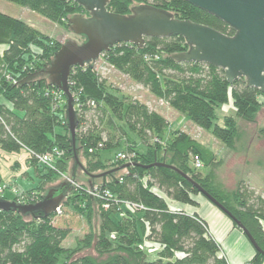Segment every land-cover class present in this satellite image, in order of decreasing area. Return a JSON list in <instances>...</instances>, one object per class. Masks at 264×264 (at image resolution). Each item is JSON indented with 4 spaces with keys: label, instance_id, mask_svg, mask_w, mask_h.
Wrapping results in <instances>:
<instances>
[{
    "label": "trees",
    "instance_id": "obj_1",
    "mask_svg": "<svg viewBox=\"0 0 264 264\" xmlns=\"http://www.w3.org/2000/svg\"><path fill=\"white\" fill-rule=\"evenodd\" d=\"M7 1L67 28L70 17L86 15L82 7L70 0ZM136 5H151L177 19L233 35L227 25L185 0H109L107 9L126 16ZM60 47L59 42L24 21L0 13V150L28 151V163L38 169L47 183L67 175L72 158L65 107H58L56 98L60 93L45 77L21 83L47 66ZM187 49L179 36L146 38L140 49L119 43L104 52L101 59L153 98L186 117L193 126L211 131L217 141L231 147L237 133L234 123L227 119L223 127L213 124L215 108L226 104L230 97L236 116L252 121L261 107L258 99L264 94L247 88L243 79L229 84L219 68L172 59ZM69 88L77 112L76 147L89 159L86 172L104 170L102 163L95 160L98 154L117 150L129 134L145 148L143 153H138L127 146L117 153L133 155L130 164L134 166L127 169L89 179L83 185L74 176V185L59 208L62 214V208L69 207L86 224L89 233L82 240L85 247L93 245L96 250L112 255L104 262L90 257L72 260V254L65 253L62 247L71 230L55 224L57 213L24 217L0 211V264H59L60 261H63L60 264H228L207 223L197 214L189 215L172 207L173 203L197 207L195 196L200 193L176 171L151 166L155 163L174 167L187 175L229 211L264 252V200L244 181L233 192L234 208L214 194L201 174V169L214 162V153L209 148L180 131H174L163 147L162 136L169 128L165 117L107 86L94 65L73 68ZM55 148L62 150L63 155L54 162V168L39 164L36 157ZM168 157L171 158L167 160ZM194 157L201 162V169H195ZM126 164L118 161L109 171ZM123 170H126L124 174ZM95 188L100 195L109 192L111 198L92 196L90 192ZM27 197L28 203L42 198L36 193ZM103 205L108 207L103 209ZM94 207L100 212L98 230L91 221ZM140 245L157 249L156 255L149 258ZM246 264H264V256L255 252Z\"/></svg>",
    "mask_w": 264,
    "mask_h": 264
},
{
    "label": "water",
    "instance_id": "obj_2",
    "mask_svg": "<svg viewBox=\"0 0 264 264\" xmlns=\"http://www.w3.org/2000/svg\"><path fill=\"white\" fill-rule=\"evenodd\" d=\"M70 1L86 12V15L77 14L68 19L70 32L77 39H81L80 42L75 39L66 40L47 66L24 79L21 84H28L33 79L45 77L51 87L63 94L74 162L73 171L75 168H80L91 179H98L119 169L134 166V164H126L112 171L92 175L80 164L79 149L76 147L78 122L74 98L69 88L71 70L94 65L104 52L109 51L116 44H130L140 49L146 38L182 37L188 49L173 56L174 61L204 63L219 68L224 72L229 84L243 79L247 88H255L264 94V0H185L193 8L227 25L233 31L231 36L205 25L177 19L174 15L151 5L133 6L129 15L121 16L108 11L109 0ZM151 166L167 167L189 181L200 194L226 214L246 235L254 250L264 256V252L244 226L187 175L163 163H155ZM74 176L73 172L72 180L75 179ZM71 188L70 182H62L55 188L47 189L38 202L28 205L0 199V211L14 212L24 217L36 213L47 217L57 212Z\"/></svg>",
    "mask_w": 264,
    "mask_h": 264
},
{
    "label": "rangeland",
    "instance_id": "obj_3",
    "mask_svg": "<svg viewBox=\"0 0 264 264\" xmlns=\"http://www.w3.org/2000/svg\"><path fill=\"white\" fill-rule=\"evenodd\" d=\"M0 13L24 21L60 44H63L68 39H75L80 42V39H77L70 32L69 28L52 24L42 16L7 0H0ZM103 64L104 62L100 57V59L94 63V66L103 67ZM108 69L109 72H97L100 77L105 76L104 80L107 86L125 96L146 104L150 109L159 112V114L165 117L168 121L169 128L162 136L163 139L161 145L163 147L169 141L174 131H180L187 134L196 142L209 148L214 153V162L209 167L201 169V174L208 188L211 189L214 194L223 198L228 207L234 208L236 206L233 192L240 181H244L248 188L264 200V97H259L258 101L261 107L257 110L252 121H245L236 116L230 97L226 104L215 108V119L213 124L223 127L225 121L229 119L234 123L236 128V137L230 147L217 141L212 136L211 131H203L193 126L186 117L168 109L165 104L160 103L157 99L153 98L141 86L134 84L127 78H123L114 69L107 67L106 70ZM59 93L60 95H57L58 107H65V98L60 91ZM127 146L132 147L138 153H143L145 151V148L139 143L137 138L129 134L117 150L100 152L98 154V157L95 160H99L102 163L101 167H104V170H96L93 173L102 174L114 169L112 168L114 164L118 161H122V159L120 160V158H118L117 153L121 152ZM23 151L24 152L11 156L0 153V171L4 173L3 175H7V177L4 176V180H0V186L3 187L0 199L14 201L21 205L34 204L40 199L36 202L28 203L27 200H30V198L27 197V195L29 193H36L40 196H44L47 189L55 188L62 182L68 181L71 183V186L74 185V181L72 180L73 159L71 157L67 166L68 174L61 176V178H54L47 183L42 180L41 174L36 172V170L33 169V171L28 173L26 169L29 167L27 162L30 154L26 150ZM170 158L171 157H168L167 160ZM12 159H15V161ZM78 159L80 164L86 169L89 159L83 154L82 150H79ZM125 171L123 170L121 172L124 174ZM74 174L79 185L87 184L89 179H91L85 175L80 168H75ZM14 176L17 178H13ZM195 199L217 209L229 220L232 233H229L227 237L220 242L222 250L221 254L225 256L228 264H246L249 262L256 251L246 235L226 214L219 210L202 194L195 196ZM65 202L66 199L62 202V205H64ZM181 206L184 207L186 205ZM93 209V213H91V221L94 229L98 230V216L100 212L96 207ZM62 212V214L61 211L56 212L58 216L56 217L55 224L70 227L71 233L62 244L65 253H71L72 255L70 257L73 256L71 258L72 260L81 257H90L98 262L108 260L112 254L102 253L96 250L93 245L85 247L82 243L84 236L89 233V229L86 224L83 223L81 218L78 215H75L67 206L62 208ZM262 227L264 231V224H262ZM145 246H141V250H144L149 258H153L157 253V249L152 248L149 245ZM62 262L63 261H60V263Z\"/></svg>",
    "mask_w": 264,
    "mask_h": 264
},
{
    "label": "crops",
    "instance_id": "obj_4",
    "mask_svg": "<svg viewBox=\"0 0 264 264\" xmlns=\"http://www.w3.org/2000/svg\"><path fill=\"white\" fill-rule=\"evenodd\" d=\"M123 78H125V77H123ZM168 109H170V108H168ZM170 110H172V109H170ZM20 152H24V151L21 150ZM20 152H18V153H20ZM0 153L3 154L4 152H2L0 150ZM4 154L11 156V155H16L17 153H4ZM12 160L15 161V159H12ZM33 169L36 170V172H38V169L36 167H32L30 164L26 170L29 173V172L33 171ZM3 174L4 173H2L0 171V180H4V176L7 177L6 174L5 175H3ZM15 176L13 178H17ZM29 178H30V176H29ZM196 202L198 203L197 207H191V206L190 207H187V206L183 207L177 203H173L172 207L175 210H182L189 215L197 214L201 219H203L207 223L210 234L217 241V243L220 244V242H222L227 237V235L229 233H232L229 220L224 215H222L221 212H219L217 209H215L209 205H206V203H201L198 200H196Z\"/></svg>",
    "mask_w": 264,
    "mask_h": 264
},
{
    "label": "built area",
    "instance_id": "obj_5",
    "mask_svg": "<svg viewBox=\"0 0 264 264\" xmlns=\"http://www.w3.org/2000/svg\"><path fill=\"white\" fill-rule=\"evenodd\" d=\"M102 66L103 67H96V72H98V73L109 72V69L106 70L107 67L113 69L112 67L106 65L105 63ZM101 78L105 79V76L101 77ZM57 99H58V97L56 98V100ZM160 103H162V102H160ZM62 155H63V151L58 149V148H55L52 151H50L46 154H43L41 156H38L36 158H37L39 164H41L42 166L53 169L54 168V162L57 159L61 158ZM117 155H118V158H120V160L122 159V161H125L127 163H131V161L133 159V155H130V154L119 153ZM193 165H194L195 169H197V170L202 168V164L197 157H194ZM2 191H3V187L0 186V196L2 195ZM91 195L95 196V197L101 196L100 198H104V199H110L111 198V195L109 194V192L105 191L102 195H100V193L98 192V189H96V188L91 191ZM103 207L107 208L108 205H103ZM129 207L133 208L132 206H129ZM57 212H59V209L57 210Z\"/></svg>",
    "mask_w": 264,
    "mask_h": 264
}]
</instances>
